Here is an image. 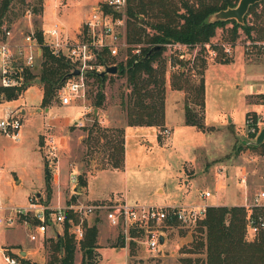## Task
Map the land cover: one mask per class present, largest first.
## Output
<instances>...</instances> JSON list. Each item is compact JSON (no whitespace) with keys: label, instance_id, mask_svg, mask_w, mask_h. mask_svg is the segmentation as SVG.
Here are the masks:
<instances>
[{"label":"rangeland","instance_id":"rangeland-1","mask_svg":"<svg viewBox=\"0 0 264 264\" xmlns=\"http://www.w3.org/2000/svg\"><path fill=\"white\" fill-rule=\"evenodd\" d=\"M101 1L12 0L4 16L3 25L12 28L10 41L14 44L15 50H18L19 44L23 42V35L32 28H48L56 20L65 24V35L70 38L81 36L80 32L83 29L85 18ZM1 2L2 0L0 4ZM247 19L249 22L254 21V14H249ZM231 25L228 23L225 27L217 28V33L211 40L217 42L212 43L213 46H220L218 42L223 40V35L227 33L225 29ZM252 34L256 35L255 32ZM248 41L262 40H254L252 36H248L240 29V34L234 41L233 53L229 56L231 58L229 62H222V59H218L220 52L217 48V56L214 58L208 54L206 46L203 51H199L201 45H196L195 48L189 50L186 57L193 58L199 51V55L207 61L206 104L204 108L197 104L194 106L203 113L206 124H212L209 125L211 128L206 130L195 126L183 128L180 123L181 115H183L182 107L179 106L178 112L170 115L171 122L175 124V131L171 138L176 137L177 150L175 149L176 152L167 157L165 166H160V160L164 157L161 149L146 152L144 147L137 142L138 138L131 135L125 171H107L97 177H92V190H100L99 193L95 191V195L89 194L87 186H80L78 190L76 189L80 184L79 174L85 173L88 177L87 174L94 173L108 165L110 156L107 141L105 136H102L99 141L94 137L100 132L95 122L96 120L99 122L101 131L120 138L118 128L124 127L127 121L126 111L121 103L130 90L126 76L119 74V71L108 73L105 83L100 86L96 78L85 75L82 96L70 104H63L57 91L56 96L50 100L48 109L47 105L41 103L40 106L45 108L43 112L35 110L36 106L33 101L38 98L39 89L37 85L31 87L24 97H20L22 101L27 99L25 105L28 107L23 119L22 136L15 139L6 134L2 141V144L14 152L10 161H0V167L3 168V171H0V206L3 208L1 215L7 217L13 214L15 223H0V245L13 248L19 257H28L29 264H48V239L55 237L59 231H64L63 224L52 223L53 215L50 210L59 206H66L68 210L71 209L70 204L107 203L111 198L116 197L114 192L110 194L111 197L102 194L99 195L100 197L95 196L117 188L124 189L130 200L146 204H167L172 201L181 204L189 199L186 195L183 200L186 194V184L181 177L184 170L187 174L185 176L192 177L190 183L192 199L199 198L201 201L202 192L209 189L213 193L209 199L216 202L228 203L239 193L244 194L245 190H249L251 199L254 200L255 195L264 190V152L262 148L255 146L259 132L254 133L247 130L246 116L248 110L259 109L260 111L251 110L250 114L254 118L261 116L260 126L264 127V97L262 95L264 92L249 94L257 89V84L264 78V46L258 43L248 44ZM170 47L168 46L165 51L168 58L171 57L173 50ZM127 55H129L128 50L123 49L116 60L125 62ZM41 59L42 57L37 56L33 69L37 74L41 71ZM254 63L261 66L254 68L252 66ZM178 66L176 64L171 68L170 64L167 65L166 85L171 84V74L178 69ZM99 90L104 93V99L102 104L96 107V93ZM185 93L186 103L189 92ZM247 99L259 104L248 103ZM85 105L89 106L87 111H85ZM179 105H181L180 102ZM81 115L79 122L82 124L76 121ZM49 124L58 129L65 127L63 131H60V147L55 159L48 158L47 150L43 146L44 138H41L39 147V131L44 125ZM166 127H158L162 142L170 137L164 131ZM88 128L93 129L90 136ZM188 144L196 147L195 154L190 153L194 163L188 162L182 167L180 153L177 151L180 150L181 145ZM1 157L4 159V154L0 152ZM44 161L46 162L45 167ZM218 164L226 166L221 188L217 186L218 181L215 175L217 168H214ZM179 167H182L181 170ZM16 173L21 177L20 181H15ZM47 174L50 178V187L46 182ZM72 174L76 175V180H73ZM54 175L57 177L55 181ZM244 175L246 181L242 180ZM160 184L164 186V192L157 191ZM121 197L125 198L123 195ZM29 201L45 204L47 216L49 214L51 217L46 234H40L36 240L31 239L29 235L28 223H31L33 227L37 224L35 208L29 207ZM16 208L27 209L22 211ZM83 216V224L85 222L96 223L99 229L100 250L98 248L97 250L100 260L97 264H125L126 262L128 264H184L180 259L182 256L195 258L204 255L199 251L197 253L189 251L194 248L195 236L201 234L196 230L197 224L192 227L182 226L183 228H176L177 230L169 228L171 242L160 246L157 250H151L145 242L146 231L136 229L137 233L133 235L131 229L126 232L122 225H112L104 208H97ZM55 227L58 232L54 231ZM6 240L17 242L5 244ZM131 240L135 241L134 246ZM77 245L75 264H80L82 249L79 241ZM0 264L9 263L0 257ZM19 264H22V261H19Z\"/></svg>","mask_w":264,"mask_h":264},{"label":"trees","instance_id":"trees-1","mask_svg":"<svg viewBox=\"0 0 264 264\" xmlns=\"http://www.w3.org/2000/svg\"><path fill=\"white\" fill-rule=\"evenodd\" d=\"M12 0H2L0 4V34L5 14L10 8ZM239 0H127L126 39L129 43L127 60L115 62L119 66V74L126 76L129 85L127 96L122 99V106L126 111V124L128 125H156L165 127V97H166V71L169 60L178 64V69L171 74L173 88L189 92L185 103V122L196 125L199 129L211 128L205 122V116L194 105L202 108L206 104L205 71L207 61L199 51L205 49V44L212 40L219 26L227 27L222 41L234 42L242 29L254 40H264V0L250 5L245 15L244 22H238L235 18L212 20V15L220 9L236 6ZM116 15L121 12L113 9ZM254 14V21L249 22L247 16ZM40 40L43 35L40 29H36ZM252 32L256 35L253 36ZM185 43L186 48L170 47L169 43ZM155 44H161L162 49L153 53L149 58L141 60L146 52ZM196 45H201L198 53L193 57L182 54L189 52ZM139 46L141 54H135L132 48ZM173 48L171 57L165 55L167 47ZM218 51V59L229 62L231 58L226 55L223 46H215ZM104 53V52H103ZM104 55H106L104 53ZM103 56V55H102ZM107 56V55H106ZM41 71L39 74L33 69H27L28 84L40 79L43 86L42 105H49L50 100L56 96L58 88L66 81L67 74L71 71V65L64 56L55 54L48 46L43 45V53L40 56ZM190 58L192 62L190 63ZM136 59H138L136 61ZM35 67V66H34ZM93 76L102 86L108 74L102 76L97 72H88L86 76ZM26 86V87H27ZM22 93V89L4 87L0 85V100L2 98L15 99ZM264 97V93L262 94ZM96 105H101L104 93L99 90L96 93ZM192 101L194 104H191ZM264 102V101H263ZM97 107V106H96ZM251 110L247 111V116ZM100 132L94 136L99 141L105 136L109 151V162L102 168H120L125 161V126L120 127V138L111 136L101 131L99 122H95ZM213 127V126H212ZM88 135H92L93 129L88 128ZM106 130V128H105ZM161 137V136H160ZM264 152V141L255 144ZM86 174H79L80 186L87 185ZM47 186L50 187V178L47 174ZM250 208L253 214H264V206H246L244 204H219L209 205L204 218L197 223V234L193 240L194 248L190 252L199 251L204 255L191 258L182 256L184 264H264V228L257 233L249 232L248 215ZM79 220L80 216L73 209L67 210V219L63 224L64 231L50 237L48 264H75L76 251L79 241L82 249L80 264H95L99 260L98 253V226L96 223H84V236L78 240L69 229V218ZM140 230V229H139ZM144 231V229H141ZM133 235L137 233L132 229ZM134 246L135 241L131 240ZM134 253V252H133ZM132 255V251H131ZM22 264H29L24 257H19ZM195 260V261H194ZM194 262V263H193Z\"/></svg>","mask_w":264,"mask_h":264},{"label":"built area","instance_id":"built-area-1","mask_svg":"<svg viewBox=\"0 0 264 264\" xmlns=\"http://www.w3.org/2000/svg\"><path fill=\"white\" fill-rule=\"evenodd\" d=\"M127 0H102L93 7L87 15L83 23V29L80 32L81 36L69 37L65 35L66 26L56 20L48 28L41 29L43 40H40L36 29L32 28L23 35V42L19 44L18 50L14 49V44L10 41L12 36V28L3 25V32L0 36V84L4 87L15 89H23L28 84L27 69H33L37 62V56L43 53V45L48 46L55 54L64 56L71 65V71L79 68L81 73L70 78L58 88V95L63 104H70L82 96V89L85 86V75L88 72H99L105 69L106 65L114 64L110 58L120 57L122 50H127L129 43L126 39V7ZM121 12L116 15L114 10ZM209 41L205 45L208 54L211 57L217 56V49ZM219 45L227 56L233 53L235 42L220 41ZM258 43L264 46L262 41H248V44ZM188 48L185 43H169V46ZM135 54H141L139 46L132 48ZM107 55H104V53ZM188 54H182L183 56ZM103 55V56H102ZM117 62V60H116ZM170 67L174 66L172 60H169ZM85 105V111L89 108ZM246 125L249 132L258 133L262 118L260 116L254 118L251 114L246 116ZM82 116L79 118L81 120ZM82 124V122H79ZM24 127L22 115L15 110L7 109L4 115L0 116V132L11 135L18 139L21 136ZM165 133L171 134V128L166 127ZM60 143L56 137L50 136L47 141V156L50 159H55L58 155ZM215 175L218 181V188L222 187V177L226 174V166L218 164ZM76 180V175L72 176ZM246 181V176L242 178ZM212 194L211 190H205L202 197L206 198ZM29 207L35 208L37 224L35 227L28 223L30 229V238L38 239L39 235H45L48 230L49 219L47 216V206L43 203L29 201ZM27 205V206H28ZM209 204L205 201L196 203H181V204H146L138 201H129L122 197L111 198L110 202H99L92 204H70L69 208L79 214V220L72 217L69 218L71 225L69 229L74 233L75 237L80 240L84 236L85 228L83 224V214L93 212L97 208H104L109 222L112 225H122L125 231L128 229H144L145 242L151 250H157L164 244L167 236V229L176 225L183 227H192L198 221L205 217ZM252 206H264V190L258 192L251 204ZM2 207L0 206V223L8 224L15 223L13 214L4 217L2 216ZM17 210L26 211L24 208H16ZM53 224H64L67 219V207L59 206L56 209L50 210ZM1 225V224H0ZM248 226L250 233H257L261 228H264V214H253V209L250 208L248 215ZM55 232L56 227L54 228ZM59 233H61L59 231ZM164 236V241L161 242L160 236ZM0 257H3L9 264H19V258L14 255L7 247L0 245ZM125 264H128L127 262Z\"/></svg>","mask_w":264,"mask_h":264},{"label":"crops","instance_id":"crops-1","mask_svg":"<svg viewBox=\"0 0 264 264\" xmlns=\"http://www.w3.org/2000/svg\"><path fill=\"white\" fill-rule=\"evenodd\" d=\"M245 62H246V60H245ZM252 66L254 68H256V67H260L261 65H257V64L254 63ZM35 85H37V87L39 89V95H38V98L34 99L33 104H35V106H36V109H35L36 111L43 112L45 110V108H43L40 105L42 103L44 90H43V86H42L41 82H38V78H36L35 82H33L29 86H27V87L22 89L23 91L19 95L18 98H15V99L2 98L0 100V116L4 115L5 111L9 108V109L18 111L22 115V117L24 119V115L26 114L27 108H28L25 105L27 99L25 98L24 101H22L20 99V97H22V96L24 97V95L29 91V89L31 87L35 86ZM257 85H258L257 89L252 91L249 94L264 92V78ZM185 95H186V93H185L184 90L173 88L170 83H167V85H166V97H165V126L171 128V134H169L170 137H168L167 141H164V142L161 141V138H160L159 133H158V126H156V125H128V124L124 125L125 126V161H124V166L120 167V168H116V167H114V168H103V169H99V170L95 171L94 173L87 174L88 175V177H87V185H85V186L88 187V191H89L90 195H95L96 194L95 191H97L98 193L100 192V190L99 191L96 190V189L92 190V187H91V180L93 179L92 177H97V175H99L101 173H105L107 171H113V170L125 171V169L127 167V163H128L127 162L128 153H129L128 146H129V140H130L131 135H133V136L138 138L137 142L144 147L146 152H148L149 150L150 151H154V150H157V149H161L163 151V153H164L163 154L164 157H163L162 160H160V164H161L160 166H162V165L165 166V162H167V157L169 155H172L177 150L176 149V141H175L176 137H172L171 138V135L174 134V131H175V124L173 122H171L172 120L170 118L171 117L170 116L171 113L178 112L179 106H181L182 107V113H183V115H181V118H180L181 126L183 128H185L187 126H195V127H197L196 125L187 124L185 122ZM179 102H180L181 105H179ZM247 102L248 103H255L256 105L259 104L257 102L249 101L248 99H247ZM46 108L48 109V106ZM251 110L260 111L259 109H255V108H252ZM76 121L79 122V119H77ZM182 124H184L185 126L182 125ZM207 125H212V124H207ZM50 129H52L54 132L52 130H50ZM64 129H65V127H61L60 129H58L57 127L53 126L52 124L44 125L42 130L39 131V134H40L39 135L40 136L39 137V147H40V144H41V138H44L45 139V143H44L43 146L47 150V141H48V139H49V137L51 135L56 137L57 140L60 143V131H63ZM22 132H23V129H22ZM5 135H6L5 133L0 132V152L2 154H4V159H3V157H1L0 161H5V160L6 161H10V159L12 158L13 152H14L10 148H8L4 144H2V141L5 138ZM21 136H22V133H21ZM195 150H196L195 146H192V145H189V144L185 145V146L181 145L180 150H178L177 152L180 153L181 166L182 167H184L185 163H188V162H190L191 164L194 163L190 153L195 154ZM57 162H59V160ZM45 163L46 162L44 161V167H45ZM182 167H179V169L181 170ZM211 167H212V165L210 166V168ZM215 167H217V165L214 166V168ZM0 171H3V168L0 167ZM183 173L184 174L181 177H182L184 183L186 184V190H185L186 194L183 196V200H185L186 195H188L189 199L185 200V202H187V204L199 202V198L192 199L191 196H190V183H191V178L192 177L185 176V175H187L185 170H184ZM74 175L75 174H72V176H74ZM14 179H15V181H20L21 177L16 173L15 176H14ZM53 179L55 181V180H57V177L54 175ZM224 186L225 185H223V187ZM160 190H162L161 192H164V186L162 184H160L158 186V188H157V191L160 192ZM206 190H208V189H206ZM119 191L121 193H118ZM113 192L116 194V195L114 194L116 197H121V195H123L125 197V199H127L129 201H136V200H132V199L130 200L129 197H127L128 196L127 192L124 189H121V188L110 189L107 192H103V193H100V194L96 195L95 197H100L99 195H101V194L108 196V195L112 194ZM212 195H213V193L209 197H211ZM110 197H111V195H110ZM209 197H206V198L202 197L203 199L201 201H205L209 205H219V204H228V205L244 204V205H249L253 201L251 199L250 194H249V190L248 191L245 190L244 194L239 193V195H236V197L233 200H230L228 203L216 202L214 200L212 201V200L209 199ZM113 198H115V197H113ZM249 200L251 201V203H249L250 202ZM177 203H179V202L172 201V202L167 203V204H177ZM181 227L182 226L176 225V226L172 227V229L177 230L176 228H181ZM166 232H167L166 240H165L164 244H162L161 246L167 245L172 240L170 232H169L168 229H167ZM7 242L9 244V243H13V242L16 243L17 241H13V240L12 241H8V240H6V242H4V243L6 244ZM98 242H99V240H98ZM99 247L100 246H98V249H99ZM122 247H125V246H122ZM7 248H9V247H7ZM9 249L11 250V252L14 255H16L13 248H9ZM27 251H28V249H27ZM25 252L26 251L24 250V253ZM18 258H19V256H18ZM24 258L28 260V257H24ZM99 260H100V255H99ZM99 260L97 262H99ZM97 262L95 264H97Z\"/></svg>","mask_w":264,"mask_h":264},{"label":"water","instance_id":"water-1","mask_svg":"<svg viewBox=\"0 0 264 264\" xmlns=\"http://www.w3.org/2000/svg\"><path fill=\"white\" fill-rule=\"evenodd\" d=\"M258 1H261V0H239L238 4L236 6H230L227 8L220 9L217 12H215L212 15V20L235 18L238 22H244L245 15L249 10L250 5H252ZM161 49H162L161 44H155L146 52V54L144 56H142L141 58H138V59L145 60V59L149 58L153 53H155L156 51H159ZM138 59H136V61ZM118 70H119L118 64L114 63V64L106 65L105 69H103L97 73L104 76L108 73H117ZM80 73H81V70L79 68H75L74 70L70 71L67 74L66 78H70V77L78 75ZM38 82H40L39 78H38ZM263 141H264V127H262L260 129L259 133L256 136L255 142L257 144H259ZM79 188H80V184H79V186L76 187V189L78 190ZM160 240H161V242L164 241L163 235L160 236Z\"/></svg>","mask_w":264,"mask_h":264}]
</instances>
